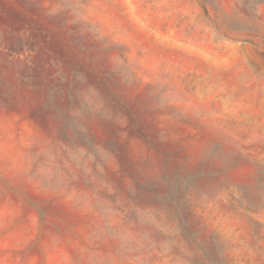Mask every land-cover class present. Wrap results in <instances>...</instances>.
Returning <instances> with one entry per match:
<instances>
[{"label": "rangeland", "instance_id": "obj_1", "mask_svg": "<svg viewBox=\"0 0 264 264\" xmlns=\"http://www.w3.org/2000/svg\"><path fill=\"white\" fill-rule=\"evenodd\" d=\"M0 264H264V0H0Z\"/></svg>", "mask_w": 264, "mask_h": 264}]
</instances>
